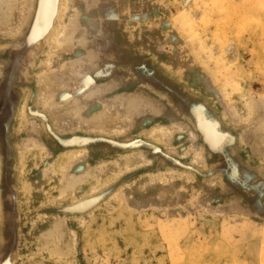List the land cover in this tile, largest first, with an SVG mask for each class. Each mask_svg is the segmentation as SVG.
<instances>
[{"label": "rangeland", "instance_id": "374dc122", "mask_svg": "<svg viewBox=\"0 0 264 264\" xmlns=\"http://www.w3.org/2000/svg\"><path fill=\"white\" fill-rule=\"evenodd\" d=\"M34 1L0 32L10 110L32 63L9 172L0 141V264H264V0H51L25 41Z\"/></svg>", "mask_w": 264, "mask_h": 264}, {"label": "bare ground", "instance_id": "6f19581e", "mask_svg": "<svg viewBox=\"0 0 264 264\" xmlns=\"http://www.w3.org/2000/svg\"><path fill=\"white\" fill-rule=\"evenodd\" d=\"M55 1V0H54ZM68 1L69 0H67L66 2H65V12H63L62 10H61V12H63L62 13V16L63 17H65V13H66V11H67V6H69L68 4ZM38 3L35 5V7H36V10L35 11H37V12H35L36 14H35V17L33 18V20H34V26H33V28L31 29V31L28 33V35H26V39H25V41H27V40H31V39H33V38H36V37H40V36H42V33L44 34L46 31H47V29H49V26L51 25V21H50V17H49V15H51L50 13H51V11H52V2H51V0H38L37 1ZM56 2H57V0H56ZM70 2V1H69ZM262 2V1H261ZM34 3H36L35 1H34ZM72 3V2H71ZM64 4V3H63ZM62 4V5H63ZM248 5V4H247ZM249 6V5H248ZM258 6H260V3H259V5ZM261 6H263V4H261ZM34 7V8H35ZM61 7V6H60ZM59 7V8H60ZM247 7V6H246ZM246 7H245V11H246ZM233 8V7H232ZM61 9V8H60ZM60 9H58V10H60ZM244 9V8H243ZM249 9V8H248ZM27 10V0H0V32H3V33H15L16 34V32H18L19 31V29H20V27L22 26L21 24H23V22H24V19H25V14H24V12ZM250 10V9H249ZM34 11V10H33ZM242 11H244V10H242ZM60 13V11H57V13ZM58 13V14H59ZM246 13V12H245ZM57 14V15H58ZM226 14V13H225ZM60 15H61V13H60ZM59 15V16H60ZM209 15V14H208ZM211 15V14H210ZM59 16H57V18L59 17ZM32 18V17H31ZM47 18H49L48 19V21H47ZM54 18H55V16H54ZM209 18V17H208ZM211 18V17H210ZM209 18V19H210ZM253 20V19H252ZM31 21V20H30ZM214 21V20H213ZM260 21H261V19H260ZM57 22H58V19H57ZM25 23H26V21H25ZM59 23H61V22H59ZM30 24H32L31 22H30ZM57 24V23H56ZM24 26V25H23ZM61 28H62V26L58 29V31H57V33L54 35V37H53V40H52V46L51 47H53V50H59V49H61V48H63L64 47V40H63V32L61 31ZM260 28V27H259ZM51 33H52V31H51ZM14 34V35H15ZM220 34V33H219ZM24 36H25V34H23ZM45 35V34H44ZM43 35V36H44ZM215 35V34H214ZM22 36V35H21ZM50 36V34L49 35H47V38ZM23 37V36H22ZM40 38H43V37H40ZM44 38H45V36H44ZM44 38L42 39V40H44ZM37 40V39H36ZM46 41H47V39H46ZM38 42H39V40H38ZM259 42V41H258ZM40 43V42H39ZM46 43V42H45ZM54 43H56V45H53ZM219 43V42H218ZM32 44H34V43H32ZM23 46L25 47V44H23ZM30 46V45H29ZM32 46V45H31ZM27 48V47H26ZM28 48H31V47H28ZM205 48V47H204ZM210 49V48H209ZM23 53V52H22ZM25 53H28V51L27 52H25ZM26 55V54H25ZM221 56V55H220ZM25 57V56H24ZM48 63H50L49 61L47 62V65H48ZM258 63V62H257ZM239 64V63H238ZM51 65V64H50ZM49 65V66H50ZM48 66V68H50ZM264 66V65H263ZM236 74V73H235ZM242 76V75H241ZM46 77H47V74H46ZM45 77V78H46ZM49 77H50V75H49ZM49 77H47V79H49L48 81L49 82H47V80H46V82H47V84L48 83H50L49 85H47L46 87L47 88H49L50 86H51V84H52V86H53V82L54 81H52V82H50L51 80H53L54 78H49ZM55 80V79H54ZM236 82H237V80H236ZM54 84H55V82H54ZM49 86V87H48ZM51 86V87H52ZM55 86V85H54ZM50 89V88H49ZM49 89H47V90H49ZM52 90H53V87L51 88ZM51 90V91H52ZM50 91V90H49ZM10 101L12 102V99H10ZM208 127V126H207ZM209 128V127H208ZM214 130V129H213ZM212 130V131H213ZM208 132H210V131H208ZM214 132V131H213ZM158 133H160V129H155L154 130V132H151L150 133V136L152 137V138H154V136L155 135H157ZM29 148H27V149H25V150H28ZM24 153H25V151L24 150H22V153H21V155L23 156L24 155ZM141 163L142 162H136V161H134L133 159H132V157L131 158H129V159H127V161L124 163V165H117V166H115V168H113V172H115L116 174L118 173V174H122V173H124V171L125 170H127V171H129V170H131V169H134V168H136V167H139L140 165H141ZM71 163L70 164H67V165H65V170H68V169H70L71 168ZM109 172H111V171H109V170H107V171H105V172H103L102 174H100V176L98 177V180L97 181H101L102 180V178L107 174V173H109ZM65 193V192H64ZM84 204L85 205H88V202H84ZM84 204H82L83 206H85ZM78 206V205H77ZM83 206H81V207H83ZM79 208H80V206H79ZM86 209V208H85ZM172 236V235H171ZM176 240V239H175ZM176 242V241H175ZM58 250V249H57ZM56 252V251H55ZM4 264H7V261L6 262H3ZM2 263V264H3Z\"/></svg>", "mask_w": 264, "mask_h": 264}, {"label": "water", "instance_id": "95a60500", "mask_svg": "<svg viewBox=\"0 0 264 264\" xmlns=\"http://www.w3.org/2000/svg\"><path fill=\"white\" fill-rule=\"evenodd\" d=\"M33 10H34V2H33V5H32V2H31L29 13H28L27 17H29L30 12H31V15H32ZM28 27L25 29L26 30L25 32H27ZM18 40H19V37L18 38L14 37L10 41V44H9V46L7 48V51H6V59L3 62L2 67L0 68V141L2 142L1 150H2V154H3L2 163L4 165L3 167H5L4 171H8V172L10 171L8 169L10 167L9 165H10V162H11L10 153H9L10 141H11L10 135H11V132H12V129H13V124H14L15 117H16V114H17L18 105H17L16 102L19 101V87H20V84L22 83L23 74H25V72L27 71V68L32 65V63H31V64H28V65L24 66L22 68V70L20 71V73H19V75H20L19 78L17 79V81L16 80L14 81V91H13V94H12V98H15V102H14L15 106L13 108H11V110H10L9 102H8L9 98L8 99L5 98V95L7 94L6 93L7 91L3 89V86L5 84H7V82H8L7 81V77L9 76V71H10L9 67H10V61H11V57H12V50H13V48H15V45L18 42ZM37 57H36V59H37ZM34 63L35 62H33V64ZM211 146L214 147L213 145H211ZM214 148H216V147H214ZM7 221H8V224H10V226H11V228H10L11 230H9V234H11V235H10V237L7 236V238H6L7 240H6V243H5L4 251H3L2 255L0 256V262L2 261V259L4 257V254L7 253L6 252L7 248L9 250L10 249L9 247H11V245L14 244V243L16 245L15 255H16V252H17L18 234H17V228H16V225H17L16 212L13 211L12 209H9L8 212H7Z\"/></svg>", "mask_w": 264, "mask_h": 264}]
</instances>
